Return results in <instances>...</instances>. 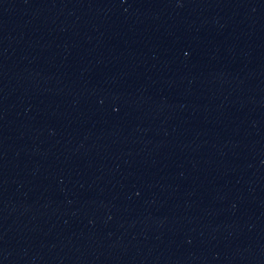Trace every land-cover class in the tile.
<instances>
[{"label":"water","instance_id":"95a60500","mask_svg":"<svg viewBox=\"0 0 264 264\" xmlns=\"http://www.w3.org/2000/svg\"><path fill=\"white\" fill-rule=\"evenodd\" d=\"M0 264H264V0H0Z\"/></svg>","mask_w":264,"mask_h":264}]
</instances>
